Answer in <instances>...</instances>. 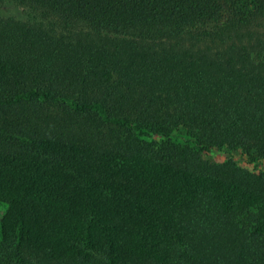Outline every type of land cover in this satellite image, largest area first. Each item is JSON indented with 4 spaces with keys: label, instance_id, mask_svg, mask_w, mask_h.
<instances>
[{
    "label": "trees",
    "instance_id": "trees-1",
    "mask_svg": "<svg viewBox=\"0 0 264 264\" xmlns=\"http://www.w3.org/2000/svg\"><path fill=\"white\" fill-rule=\"evenodd\" d=\"M9 1L0 264H264V0Z\"/></svg>",
    "mask_w": 264,
    "mask_h": 264
},
{
    "label": "rangeland",
    "instance_id": "rangeland-1",
    "mask_svg": "<svg viewBox=\"0 0 264 264\" xmlns=\"http://www.w3.org/2000/svg\"><path fill=\"white\" fill-rule=\"evenodd\" d=\"M0 18L3 19H15L23 22H33L37 21L35 17L28 11L23 10L20 7L12 4L9 0H0ZM211 157L216 162H223L225 159V153L223 151L213 150L211 152ZM239 156L237 159L239 160ZM239 166L251 171L260 172L264 171V164L260 163L257 166L254 164H249L244 161H239ZM8 205L5 203H0V219L7 210Z\"/></svg>",
    "mask_w": 264,
    "mask_h": 264
}]
</instances>
